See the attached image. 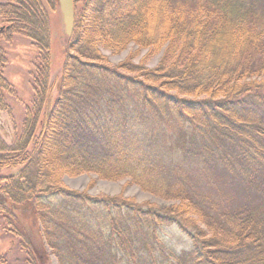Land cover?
I'll return each mask as SVG.
<instances>
[{"label": "trees", "instance_id": "16d2710c", "mask_svg": "<svg viewBox=\"0 0 264 264\" xmlns=\"http://www.w3.org/2000/svg\"><path fill=\"white\" fill-rule=\"evenodd\" d=\"M41 6L0 3V41L27 35L39 53L20 131L11 147L0 142V151L12 152L0 155V167L22 165L0 174V210L10 224L23 203L50 201L62 224L47 227L68 239L51 244L59 264H264L261 1L85 0L54 102L51 28ZM130 41L163 49L158 64L105 62L100 46L118 52ZM4 89L0 76V108ZM84 172L128 177L181 205L159 212L60 185V176ZM231 180L243 184L240 192L220 190ZM190 214L202 226H191ZM173 230L186 237L180 251L164 239Z\"/></svg>", "mask_w": 264, "mask_h": 264}, {"label": "rangeland", "instance_id": "374dc122", "mask_svg": "<svg viewBox=\"0 0 264 264\" xmlns=\"http://www.w3.org/2000/svg\"><path fill=\"white\" fill-rule=\"evenodd\" d=\"M6 1L11 0H0V3L3 4ZM40 1L43 4L41 8L46 12L51 28L49 84L52 88L51 101L54 102L63 75L65 54L66 51H69V40L75 36L69 37L64 34L57 0ZM73 1L74 10L78 14L85 0ZM260 1L264 12V0ZM3 9L5 10V8ZM2 11L0 10V23L4 19ZM0 47L3 58V64L0 65V76L7 83V89H4L3 92L4 104L0 108V142L11 147L14 142L13 137L20 131L25 105L32 100L34 94L31 84L36 74L35 65L39 61V53H37L34 40L23 34L13 35L12 40L1 39ZM99 50L105 62L112 67H117L122 63H132L153 68L158 64L163 53V49L153 53L148 48L139 47L131 41L118 52H112V50L102 46ZM260 78H264V74L255 77V79ZM39 132L40 126L37 127L33 137L38 136ZM33 146L34 142L31 140L26 150L31 151ZM8 154H12V152L0 151L2 156L9 157ZM21 168L22 165L12 168L0 167V174L6 177ZM213 173L216 178H220L216 171ZM60 177L59 182L62 187L86 192L92 196H118L143 207L159 210V212L181 205L179 200L164 198L142 189L139 185L133 184L128 177L109 180L100 178L93 172H84L75 176L64 174ZM4 182L5 180L2 181V183ZM242 186L243 184L240 182L231 180L228 184H223L220 190L227 194H233V190L236 193L240 192ZM252 199L256 203L260 202L256 196ZM51 205L50 201L42 202L35 199L31 203H23L22 206H18L22 216H13L12 224L4 217L6 212L0 210V264H59L51 244L53 239H64L66 242L68 239L67 236H61V233L57 232L55 226L61 227L59 225L62 224V221L55 219L54 207ZM260 209L261 212H264V207ZM190 218L191 226L194 224L202 226L198 222L197 215L190 214ZM46 222L49 225L54 223L55 226L47 227ZM169 235L164 236V239L177 251H180L182 246L187 247L185 236H179L175 230L170 231ZM182 242L184 243L182 244Z\"/></svg>", "mask_w": 264, "mask_h": 264}, {"label": "water", "instance_id": "95a60500", "mask_svg": "<svg viewBox=\"0 0 264 264\" xmlns=\"http://www.w3.org/2000/svg\"><path fill=\"white\" fill-rule=\"evenodd\" d=\"M61 14L62 28L66 36H71L75 23V5L73 0H57ZM17 171L14 172L16 174Z\"/></svg>", "mask_w": 264, "mask_h": 264}]
</instances>
